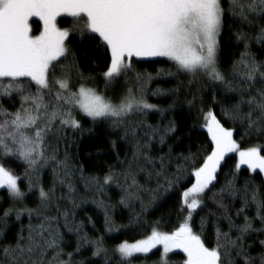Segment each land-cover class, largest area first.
Segmentation results:
<instances>
[{"label": "snow or ice", "instance_id": "snow-or-ice-1", "mask_svg": "<svg viewBox=\"0 0 264 264\" xmlns=\"http://www.w3.org/2000/svg\"><path fill=\"white\" fill-rule=\"evenodd\" d=\"M61 18H71L70 27H61ZM226 18L239 51L224 69L219 51ZM73 40L105 61L106 89L135 70L134 58L159 57L176 68L168 75L185 73L220 86L222 99L215 87L211 92L220 118L212 107L205 110L202 95L192 93L187 101L189 108L197 107L210 154L202 159L191 151L175 154L170 145L164 152L176 131L175 120L161 126L147 117L156 112L163 120L175 101L168 109L148 103L153 77L141 73H136L137 87H129L117 102L106 98L87 86L93 78L80 71ZM254 46L264 50V0H0V190L11 202L0 208V264H135L157 248L162 252L155 264H170L169 253L176 250L185 256L182 264H264V183L257 185L253 175L264 174V143L242 148L234 139L238 126L242 139L264 140V58L257 57ZM179 91L158 88L151 94ZM5 99L15 111L4 107ZM77 113L94 126L107 125L116 136L110 141L116 163L108 164L103 175L86 174L69 154L68 133L91 131ZM221 118L232 126L225 127ZM118 141L126 148L123 158L116 151ZM231 153L238 158L223 171ZM9 160L21 162L23 174L7 167ZM242 168L250 175L241 185ZM45 170L51 173L47 187ZM188 177L193 181L181 192V219L172 231L158 230L156 221L144 238L109 249L106 237L120 227H143L141 215L115 227L109 215L114 206L93 198L103 209V234L93 224L96 235L90 236L83 221L75 220L89 193L102 195L115 186L121 189L119 203L128 207L147 191L152 204L161 191L178 188ZM153 182L155 188L145 187ZM35 193L38 206L29 208L26 200ZM207 201L219 215L207 208ZM146 207L141 201V214ZM24 216L27 226L21 224L9 239V218L19 222ZM194 216H199V232ZM209 217L212 230L205 236ZM65 233L75 236L72 251H66ZM85 248L91 249L87 259L82 258Z\"/></svg>", "mask_w": 264, "mask_h": 264}, {"label": "trees", "instance_id": "trees-1", "mask_svg": "<svg viewBox=\"0 0 264 264\" xmlns=\"http://www.w3.org/2000/svg\"><path fill=\"white\" fill-rule=\"evenodd\" d=\"M225 7L227 5L225 4ZM64 23H61V27H70L69 21L71 18H61ZM38 25L33 23L34 32ZM76 49V58L79 61V69L85 74V76H91L93 79L88 83V87L95 88L101 95L111 99L113 102H117L121 95L129 88L135 89L137 87L136 73L151 74L153 79L148 85L146 90V99L148 103L157 105L161 109H168L169 105H172L175 101V108L173 111L165 112L164 119H160V114L156 112L149 113L147 119L148 122L156 125L160 124L164 126L167 124L169 119H174L176 124V131L173 133L164 147L163 151L167 152L168 145L172 147L175 154L184 153L187 154L189 151L197 153L202 159L205 155L210 154V139L207 136L206 129L201 127L202 120L199 117L197 107L189 108L187 101L192 99V93H198L203 96L204 107L207 110L208 107H212L217 113L218 118L220 109L218 106L211 103V92L213 87L217 90V99H222L219 94L220 86L206 83L203 77L193 78L185 73H178L176 75H168L169 72L176 73V68L173 63L167 59H150L145 61L137 62L134 58V71L129 72L127 78H121L119 82L110 85L107 89L105 88L104 78L102 76L103 71L106 70V64L103 59L95 57V55L88 51L85 52L84 48H80L77 42L73 40V45ZM86 48V46H85ZM239 50L235 47L233 41L229 37V24L227 23L224 31L221 34L220 42V63L221 67L226 69L231 59L236 57ZM253 51L257 57L264 58V50L254 46ZM192 83H189V81ZM179 87L180 91L176 95H152L151 93L156 89L170 90ZM18 101L15 102V106H18ZM4 107L9 111H15V107L12 103H9L7 99L3 101ZM199 104V100H197ZM77 118L81 119L85 129H91V131H85L82 135L77 133H68V139L71 141V146L68 148L69 154L77 166H83L86 174L103 175L107 172L108 164L116 163V156L111 148L110 141L116 139L105 124L93 123L86 117L81 118L80 114L77 113ZM221 122L225 124V127H231L232 125L223 118ZM241 129L237 126L234 139L240 143L242 148L251 147L264 143V140H260L256 137L241 138ZM117 152L120 153L123 158L126 148L119 141L117 142ZM237 155L235 153L229 154L225 158V163L222 164V170L228 171L236 162ZM7 167L14 169L17 173L23 174L24 166L21 162L15 160H9L6 163ZM219 175V174H218ZM250 173L244 168L241 169L240 184H243L244 179L248 178ZM257 185L264 183V174H253ZM193 181L192 177L181 184L178 188H173L170 192L164 194L161 191L159 198L152 204H149L151 199L150 193L147 191L140 194V199L132 201L128 207H124L119 203L121 198V189L115 186H109L102 195L93 193L88 194L87 202L83 203L77 210L75 220L77 223L83 221L84 230L89 233L90 236H95L96 233L93 231V224L95 228L103 234L104 231V213L103 209L98 208L96 204L92 203V199H102L105 203L113 205L114 207L110 210L109 215L114 221L115 227L122 225H128L130 217L134 215H141L145 224L139 229L134 227L123 228L120 227V231L114 233L113 237H106V246L111 249L113 246L128 241L134 243L137 239H142L146 234L150 233V225L154 222L160 221V231H172L180 222L179 214V201L181 192L190 186ZM43 182L45 187L51 182V173L47 170L44 171ZM143 183V181H141ZM223 183V177L220 176V184ZM81 192L83 193L82 185H79ZM147 188H155V182L146 185ZM141 201L146 209L141 214ZM207 208L216 212L218 215L219 210L210 202L207 201ZM27 207L36 208L38 206V193L31 194L26 200ZM11 206V202L8 199L5 190H0V208H7ZM239 207V202L235 205ZM198 213L203 215L200 209ZM89 217H91V223H89ZM194 230L199 232V216H194ZM35 222V221H34ZM27 226V216L22 217L21 221H15L14 217L9 218V232L8 238L12 239L15 232L18 230L20 225ZM212 230V218H208L206 226L205 236H209ZM66 239L70 242L66 246V251H72L75 247V236L73 234L65 233ZM209 246L212 245V240L206 241ZM162 249H154L152 253L148 254V258L135 259V264H155L160 259L159 253ZM91 256V249L85 248L82 254V258L87 259ZM81 258V257H77ZM185 256L179 250L173 253H169L170 264H182Z\"/></svg>", "mask_w": 264, "mask_h": 264}, {"label": "rangeland", "instance_id": "rangeland-1", "mask_svg": "<svg viewBox=\"0 0 264 264\" xmlns=\"http://www.w3.org/2000/svg\"><path fill=\"white\" fill-rule=\"evenodd\" d=\"M33 19H35V18H33ZM153 59H167V58L159 57V58H153Z\"/></svg>", "mask_w": 264, "mask_h": 264}]
</instances>
